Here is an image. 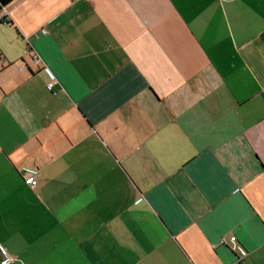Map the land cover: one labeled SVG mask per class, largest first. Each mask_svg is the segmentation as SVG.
Wrapping results in <instances>:
<instances>
[{"label":"crops","instance_id":"obj_1","mask_svg":"<svg viewBox=\"0 0 264 264\" xmlns=\"http://www.w3.org/2000/svg\"><path fill=\"white\" fill-rule=\"evenodd\" d=\"M0 245L7 264H264V0L2 8Z\"/></svg>","mask_w":264,"mask_h":264},{"label":"built area","instance_id":"obj_2","mask_svg":"<svg viewBox=\"0 0 264 264\" xmlns=\"http://www.w3.org/2000/svg\"><path fill=\"white\" fill-rule=\"evenodd\" d=\"M43 32H45V30H43ZM33 61L38 62V57L33 56ZM46 72L49 76V81L46 83V87L48 90L55 93L54 87L58 83L57 78L49 69H46ZM20 174H21L22 178L25 180V182L28 183L31 187H33L35 185V183H36L35 177L37 175V170L22 169L20 171ZM229 240L231 242L232 249H235L236 248L235 237H230ZM219 243L226 245V239L225 238L220 239ZM0 254L3 257L1 259V264H7L12 260L10 257H8L5 249L1 245H0ZM241 255L242 256L238 258V262H241V259L246 255V251L241 250Z\"/></svg>","mask_w":264,"mask_h":264},{"label":"trees","instance_id":"obj_3","mask_svg":"<svg viewBox=\"0 0 264 264\" xmlns=\"http://www.w3.org/2000/svg\"><path fill=\"white\" fill-rule=\"evenodd\" d=\"M13 0H0V11Z\"/></svg>","mask_w":264,"mask_h":264}]
</instances>
